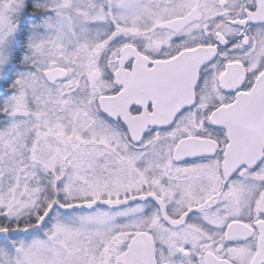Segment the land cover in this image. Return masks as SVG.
Listing matches in <instances>:
<instances>
[{
	"label": "snow or ice",
	"instance_id": "1",
	"mask_svg": "<svg viewBox=\"0 0 264 264\" xmlns=\"http://www.w3.org/2000/svg\"><path fill=\"white\" fill-rule=\"evenodd\" d=\"M0 264H264V0H0Z\"/></svg>",
	"mask_w": 264,
	"mask_h": 264
}]
</instances>
